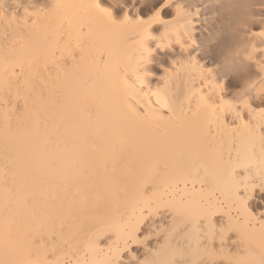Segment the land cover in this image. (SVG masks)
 <instances>
[{
    "label": "bare ground",
    "instance_id": "bare-ground-1",
    "mask_svg": "<svg viewBox=\"0 0 264 264\" xmlns=\"http://www.w3.org/2000/svg\"><path fill=\"white\" fill-rule=\"evenodd\" d=\"M0 264H264V0H0Z\"/></svg>",
    "mask_w": 264,
    "mask_h": 264
}]
</instances>
